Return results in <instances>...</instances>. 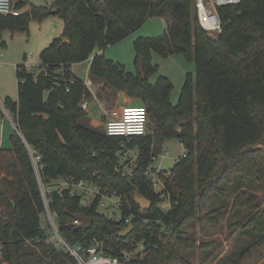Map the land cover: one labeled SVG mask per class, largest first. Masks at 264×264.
Returning <instances> with one entry per match:
<instances>
[{"label":"trees","instance_id":"16d2710c","mask_svg":"<svg viewBox=\"0 0 264 264\" xmlns=\"http://www.w3.org/2000/svg\"><path fill=\"white\" fill-rule=\"evenodd\" d=\"M11 1L19 10L28 5V11L0 15V40L4 31L27 33L31 21L52 16L62 21L63 32L41 51L38 73L16 68L18 101L7 98L4 103L19 134L11 136V149L0 150V264H76L47 243L41 220L46 207L28 148L39 157L46 187L58 180L83 181L123 202L115 221L98 212V197L83 206L69 190L50 192L48 208L70 245L89 247L99 241L104 254L120 262L122 249L129 252L142 245L144 257L126 264H181L179 249L188 246L185 227L198 219L212 223L209 213L198 212L219 201L213 212L225 207L250 216L231 225L253 237L238 261L264 250V209L248 191L251 186L264 191V0L219 8L222 31L217 36H208L199 26L193 0H55L49 7ZM157 17L172 22L157 38L134 41L135 73L104 57L106 48ZM95 50L101 53L88 68L92 83L139 101L156 136L179 140L184 147L177 164L158 175L159 192L146 175L155 158L153 132L123 138L83 126L90 120L80 105L93 95L74 77L71 66L87 62ZM152 54L162 59L179 54L195 63V79L186 76L174 106L166 77L150 83L158 70ZM129 150L138 155L135 168L126 174L119 158ZM134 196L150 201V208L141 212ZM164 199L166 211L160 207ZM75 215L92 219L91 229H77ZM128 224L129 236H118Z\"/></svg>","mask_w":264,"mask_h":264},{"label":"rangeland","instance_id":"374dc122","mask_svg":"<svg viewBox=\"0 0 264 264\" xmlns=\"http://www.w3.org/2000/svg\"><path fill=\"white\" fill-rule=\"evenodd\" d=\"M58 20L57 18L55 19ZM60 23V32L57 33L56 37H59L63 32L62 21L58 20ZM160 21L157 19H149L144 22L143 25L135 32L122 39L120 43H117L113 46H110L106 52L105 57L110 60H114L121 65L125 66L127 72L135 73L134 67V51H133V40L139 39L140 37L145 38H156L158 35L162 33L161 25H159ZM172 21L168 18V23ZM37 24L34 23L33 26ZM38 27V26H37ZM33 28V27H32ZM161 28V30H160ZM33 36L29 41L28 33L17 32L15 36L9 31H4L2 33V37L0 40V148L3 150H9L12 148L11 136L18 134L15 129V120L9 112L7 116H3L1 114V106L5 103V100L8 98L13 102H17V91H18V81L16 80V67L10 63L14 56H17V59L20 61L22 65L23 57H26V63L29 64V68L26 69L28 72H33L34 74L38 73L40 62V53L39 45L41 31L39 32V27L34 29L32 32ZM13 37V38H12ZM5 42V46H2V43ZM151 63L154 66L158 67L157 73L154 74L150 78V83H155L159 76L166 77L170 83L172 84V91L170 96V103L174 106L177 104L178 99L180 97V91L182 86L185 83L186 76L191 75L193 80L195 79V63L186 61L181 55L176 54L167 58H160L156 54L151 55ZM25 65V64H24ZM73 71L75 75L85 80L88 73L85 65H75L73 67ZM95 85H90L91 89L96 92V96L98 97V103L96 102V97L87 102V110L85 113L88 115L89 120H93L98 122L97 119L103 114L104 111H119L118 107L124 106L121 104V100L123 98L124 102L128 100H132L131 98L123 95L114 94L110 89L106 88L102 90V83L97 82ZM134 100V99H133ZM5 105V104H3ZM101 107V108H100ZM133 112H139L133 108ZM136 116L140 115L135 114ZM107 120H110L107 116ZM104 120V123H105ZM88 122V121H87ZM85 122H83L84 124ZM91 122L87 123L88 129L96 130V131H104V124H93ZM146 129L149 132H153V147H154V156L155 161H152L153 170L150 169V175L147 176L148 179L156 183L154 185L155 191L159 192L162 189L161 181L158 178V175L162 172L168 173L170 169H172L179 160L185 154L184 147L181 145L178 140H160L156 134L154 133V125L152 122H146ZM138 152L136 150H129L126 153L122 154L119 158L120 170L126 174L131 173V171L135 168V162L137 158ZM4 158V157H3ZM33 167L35 168V172L38 178V182L42 191L43 201L45 203L46 210L41 215L42 220V228L45 231H49V220L54 221V224L59 228V221L54 213L49 210V206L47 203L48 194L50 192H61L62 190H69L70 195L75 193L76 195H82V191L77 188L73 184H65L64 181L58 180L57 182H51L50 187H45L40 181L38 177V168L33 162ZM4 173V171L2 172ZM97 189L100 188L97 186ZM102 190V189H101ZM249 193H253L258 196V204L260 209H264V191L251 186L248 188ZM72 196V195H71ZM81 202L83 206H88L92 203V197H81ZM165 202L160 206L162 211H166L169 207L167 200L164 199ZM233 200L232 197H229L227 201L231 203ZM117 199L111 198L110 201L107 202L108 206L106 207H98V212L104 215L108 219H112L115 221L120 220V210L123 205L122 201L117 203ZM221 203L219 201L210 202L205 207H202L198 215H204L209 213L213 218L212 223L202 222L199 219L195 222L189 224L185 227L184 234L185 239L187 241V247L182 246L179 251L182 256L181 264H264V250L256 252L253 251L250 255L245 256L241 260L238 261L240 254L245 250V248L251 245L253 241V237L250 234L245 233L241 230L240 227L235 226L234 222L241 221L242 223L246 222L250 216L243 214H235L231 213L228 208H221L216 212H213L214 209L219 208ZM114 209V210H113ZM75 224V223H74ZM46 233V232H45ZM47 237L49 234H47ZM101 248H103V243L96 241ZM63 253V252H61ZM124 262H120V264H126L129 259L133 258H143V247L142 245H137L135 249L132 251L121 250L120 251ZM65 254V253H63ZM260 254L262 256L260 257ZM178 264V263H174Z\"/></svg>","mask_w":264,"mask_h":264},{"label":"built area","instance_id":"2783aa9c","mask_svg":"<svg viewBox=\"0 0 264 264\" xmlns=\"http://www.w3.org/2000/svg\"><path fill=\"white\" fill-rule=\"evenodd\" d=\"M241 0H193L192 5L194 6V11L196 15L197 22L199 26L204 30L208 36H217L221 33L222 27L221 22L219 20L217 10L219 8H227V7H236L240 5ZM22 13V10L15 9L14 3L11 0H0V15L4 16H12L16 17ZM72 82V81H71ZM94 98V96H93ZM4 104V103H3ZM2 104L1 106V114L3 116H7V110L5 106ZM83 111L87 110V102H83L80 105ZM103 118L107 119V116L110 120H107L104 124L107 135L110 136H118L123 138H128L130 136H143L146 129L147 119L145 117L144 112L141 113V116H135V114H139V112H132L131 110H120V111H104ZM148 116V115H147ZM16 127V126H15ZM16 133L17 129L14 128ZM19 134V133H18ZM30 158L33 166V162L38 168V177L40 178V166L39 157L36 156L35 152L30 150ZM184 156V155H183ZM155 161V158H153ZM153 165L150 166L149 170H153ZM34 168V167H33ZM155 168V167H154ZM35 169V168H34ZM146 172V175L149 176L150 171ZM36 175V172H35ZM37 178V175H36ZM41 181V180H40ZM65 184L71 185L73 184L71 180H62ZM38 182V178H37ZM156 185V183H153ZM39 185V182H38ZM74 185L79 188L82 195H78L84 198L92 197L93 199L99 198V206L107 207V202L110 201L111 198L117 199V203L122 201L119 196H116L115 193L108 195L103 192L101 189L98 190L97 186L94 184H89L83 181L74 182ZM46 187V186H45ZM41 190V188H40ZM42 193V191H41ZM74 196V194H71ZM76 195V193H75ZM48 202V200H47ZM46 206V205H45ZM114 210V209H113ZM49 220V231H45L49 236L47 237V243L52 244L57 251L63 252L69 255L76 264H120V261L117 257H109L103 252V248H101L98 244H96L95 240L89 247H84L82 244L77 243L76 245H70L64 237H62L59 233V228L54 224V221ZM76 222L74 225H77Z\"/></svg>","mask_w":264,"mask_h":264},{"label":"crops","instance_id":"0c3cea01","mask_svg":"<svg viewBox=\"0 0 264 264\" xmlns=\"http://www.w3.org/2000/svg\"><path fill=\"white\" fill-rule=\"evenodd\" d=\"M26 2H27V4H29V5H32V6H42V7H49V6H51V4L55 1V0H25ZM22 11H24V12H27L28 11V5H26L23 9H22ZM57 17H54V16H52L51 18H47V19H45V20H43V21H41V22H37V21H31L30 23H29V25H28V28H29V30H28V35H29V41L31 40V37L33 36V34H32V32H33V30L34 29H37L38 27H39V32L41 31V34H39L40 35V39H39V41H40V43H39V45H37L38 47H39V52L38 53H41V51H43L44 49H46L48 46H49V44L52 42V40L53 39H55V38H59V37H61V35L59 36V37H56V31H57V33L58 32H60V29H61V27H60V22L58 21V20H60V19H58L57 21L55 20ZM152 19H158L160 22V24L159 25H161V28H163L162 29V33L167 29V27H168V25H169V23H168V18H163V17H157V18H152ZM149 20V19H148ZM147 20V21H148ZM34 23H36L37 24V26L36 25H34L33 26V24ZM60 23V24H59ZM33 27V28H32ZM62 27H63V24H62ZM161 28H160V30H161ZM137 31V30H136ZM161 33V34H162ZM160 34V35H161ZM160 35H158V36H160ZM12 36H15V34L14 35H12ZM13 38V37H12ZM157 38V37H156ZM137 40V39H136ZM134 41H135V39L133 40V44H134ZM3 46L4 47H6L5 46V42H3ZM109 48V47H108ZM108 48H106L105 49V51H104V53H103V55H104V57H105V52H106V50L108 49ZM101 52L100 51H98V50H95L94 51V53L92 54V56L88 59V61L87 62H85V63H82V64H74V65H72L71 66V71H72V73H73V75H74V77L75 78H77V79H80V78H78L76 75H75V72L73 71V67L75 66V65H85L86 66V68H87V72L86 73H88V68H89V65H90V62H91V59H92V57L94 56V55H99ZM20 61L17 59V56H14L13 58H12V60L10 61V63L12 64V65H14L16 68L18 67V66H24L26 69H28L30 66H29V64L28 63H26V57L24 56L23 57V62L22 63H24L23 65L21 64V63H19ZM32 72V71H31ZM80 80H82V79H80ZM84 83H85V85H86V87L88 88V89H90V91H91V93H92V95L93 96H95L96 97V100H97V96L95 95L96 94V92L94 93V90H92L91 89V87H90V85L92 84V85H95V84H93L92 83V81L88 78V75H87V77L85 78V80H82ZM117 95H120V97L121 96H123L122 94H117ZM124 97V96H123ZM121 101V104H123L124 106H120V107H118V109H119V111L120 110H122V111H124V110H131L132 112H133V108H135L136 110H139V112H140V116H141V113L142 112H144V114H145V117H146V119H147V121H148V116H147V112H146V109H145V106L143 105V104H141L139 101H137V100H128V101H125L124 102V100H123V98L122 99H120ZM97 103H98V100L96 101ZM101 108V107H100ZM134 115H135V113H134ZM136 116V115H135ZM139 116V117H140ZM104 120H105V118H103V114L100 116V118L99 119H97V121L98 122H96V121H94V123H93V120H91L90 119V122L91 123H93V124H95V123H100V124H105L104 123ZM105 122H106V120H105ZM0 150H2L1 148H0Z\"/></svg>","mask_w":264,"mask_h":264},{"label":"water","instance_id":"95a60500","mask_svg":"<svg viewBox=\"0 0 264 264\" xmlns=\"http://www.w3.org/2000/svg\"><path fill=\"white\" fill-rule=\"evenodd\" d=\"M62 43H66V41L64 40ZM133 200H135V203L140 207L141 212H145V210L149 209L151 206V202L148 201L147 199L134 196ZM72 219H74L75 222H78L77 223V229H81V230H89V229H91L92 224H93L92 219L86 218L82 215H75L72 217ZM131 231H132V225L128 224V227L121 230L118 233V236H120L122 238L128 237L129 234L131 233Z\"/></svg>","mask_w":264,"mask_h":264}]
</instances>
